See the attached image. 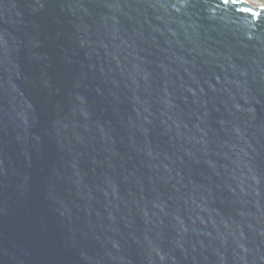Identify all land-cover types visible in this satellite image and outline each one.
Listing matches in <instances>:
<instances>
[{
  "label": "water",
  "instance_id": "1",
  "mask_svg": "<svg viewBox=\"0 0 264 264\" xmlns=\"http://www.w3.org/2000/svg\"><path fill=\"white\" fill-rule=\"evenodd\" d=\"M0 264H264V11L0 0Z\"/></svg>",
  "mask_w": 264,
  "mask_h": 264
},
{
  "label": "built area",
  "instance_id": "2",
  "mask_svg": "<svg viewBox=\"0 0 264 264\" xmlns=\"http://www.w3.org/2000/svg\"><path fill=\"white\" fill-rule=\"evenodd\" d=\"M245 1L255 4V5H259L262 8H264V0H245Z\"/></svg>",
  "mask_w": 264,
  "mask_h": 264
},
{
  "label": "bare ground",
  "instance_id": "3",
  "mask_svg": "<svg viewBox=\"0 0 264 264\" xmlns=\"http://www.w3.org/2000/svg\"><path fill=\"white\" fill-rule=\"evenodd\" d=\"M240 1H242V2H246V3H249V2H247V1H245V0H240ZM249 4H251V5L255 6L256 8H258V9L264 11V8H262V7L259 6V5H255V4H252V3H249Z\"/></svg>",
  "mask_w": 264,
  "mask_h": 264
}]
</instances>
